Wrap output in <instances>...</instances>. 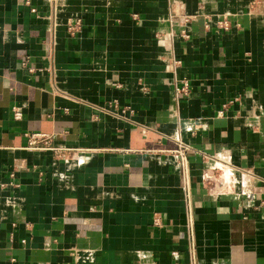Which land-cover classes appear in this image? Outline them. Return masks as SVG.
Masks as SVG:
<instances>
[{
    "label": "crops",
    "instance_id": "1",
    "mask_svg": "<svg viewBox=\"0 0 264 264\" xmlns=\"http://www.w3.org/2000/svg\"><path fill=\"white\" fill-rule=\"evenodd\" d=\"M1 183L0 264H264V0H0Z\"/></svg>",
    "mask_w": 264,
    "mask_h": 264
},
{
    "label": "built area",
    "instance_id": "2",
    "mask_svg": "<svg viewBox=\"0 0 264 264\" xmlns=\"http://www.w3.org/2000/svg\"><path fill=\"white\" fill-rule=\"evenodd\" d=\"M184 20H188V16L184 17ZM228 25L227 21L222 22V26L226 27ZM71 29H74L75 27L73 25H70ZM184 36H187V34L183 33ZM189 88V81L187 79H184L180 82V85L177 86V91L180 93H187ZM14 110V116L15 118L21 117V111L17 108H13ZM26 136L28 138V146L33 149L43 148V147H49L50 142V136L46 133L41 132H29L26 133ZM189 148V145L181 140H177V147L174 149V152L178 154L181 161L184 162L186 155L185 151ZM52 149L55 151L56 154L60 153V150L57 148L52 147ZM13 175V174H12ZM6 184L1 183L0 186L4 187Z\"/></svg>",
    "mask_w": 264,
    "mask_h": 264
}]
</instances>
